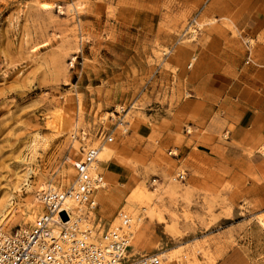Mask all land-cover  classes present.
Returning a JSON list of instances; mask_svg holds the SVG:
<instances>
[{"label":"rangeland","instance_id":"1","mask_svg":"<svg viewBox=\"0 0 264 264\" xmlns=\"http://www.w3.org/2000/svg\"><path fill=\"white\" fill-rule=\"evenodd\" d=\"M258 8L251 0H0V231L30 229L39 192L72 184L65 160L79 148L73 133L85 131L88 145L104 148L101 167L115 160L98 212L133 214L136 255L264 264L257 176L219 177L217 166L161 148L158 135L178 122L175 111L191 99L186 76L205 54L233 62L253 43ZM114 132V142L100 139ZM180 172L185 182L174 179ZM228 249L240 251L223 257Z\"/></svg>","mask_w":264,"mask_h":264},{"label":"crops","instance_id":"2","mask_svg":"<svg viewBox=\"0 0 264 264\" xmlns=\"http://www.w3.org/2000/svg\"><path fill=\"white\" fill-rule=\"evenodd\" d=\"M251 2H257L259 6L256 26L252 28L253 43L246 49L243 47L242 56L234 58L233 62L210 59V53L204 51L205 60L186 76L187 93L191 99L175 111L178 122L168 133L164 131L158 135L161 136V148L177 150L191 165L206 161L212 167L217 166L214 172L224 178L243 180L248 172V176L250 173L257 176L263 186L264 9H259L264 6V0ZM227 54L222 52V55ZM167 136L170 138L164 139ZM229 153L234 154V165L227 168ZM110 161L107 167H101V161L100 170L113 182L111 170L115 167V160L110 159L104 164ZM100 196L106 202V194ZM115 217V208H111L106 219L102 218L110 222ZM230 251L223 252L222 256L232 258L240 250ZM223 264L231 263L226 259Z\"/></svg>","mask_w":264,"mask_h":264},{"label":"built area","instance_id":"3","mask_svg":"<svg viewBox=\"0 0 264 264\" xmlns=\"http://www.w3.org/2000/svg\"><path fill=\"white\" fill-rule=\"evenodd\" d=\"M196 61L192 58L189 68ZM100 139L114 142L115 132L108 137L102 133ZM87 140L85 131L71 136L73 147L79 148L65 163L73 168L74 180L64 190L49 187L39 192L42 212L33 226L0 231V264H161L157 255L132 251L134 218L129 210L120 209L110 222L98 212V195L107 187L100 170L102 147ZM174 179L185 182L187 174L180 172Z\"/></svg>","mask_w":264,"mask_h":264},{"label":"bare ground","instance_id":"4","mask_svg":"<svg viewBox=\"0 0 264 264\" xmlns=\"http://www.w3.org/2000/svg\"><path fill=\"white\" fill-rule=\"evenodd\" d=\"M103 150H104V148H102L101 149V152H100V160H101V155H102V153H103ZM69 172H71V171H69ZM73 175V174H72ZM68 183H70V180H69V178H68V176H66V184H68ZM144 192V191H143ZM147 194V193H146ZM102 195V194H101ZM144 194L142 193V191L141 190H137L136 192H135V194H134V196H136L138 199L139 198H141L142 196H143ZM135 200H137V199H135ZM37 201H38V199H37ZM143 201H144V199H143ZM39 202V201H38ZM8 204V203H7ZM10 204H8L7 206H9ZM37 205H40L39 203L37 204ZM37 205H35V207L37 206ZM69 206H71V204L69 205ZM39 208H40V211H41V205L39 206ZM147 211V210H146ZM42 212V211H41ZM40 212V213H41ZM32 215V214H31ZM35 215V214H34ZM30 218H32L31 220H33L35 217L34 216H30ZM4 227V226H3ZM1 229V228H0ZM3 229V228H2ZM163 255V254H162ZM163 256H165V255H163Z\"/></svg>","mask_w":264,"mask_h":264}]
</instances>
